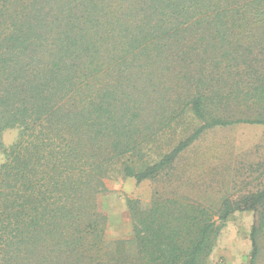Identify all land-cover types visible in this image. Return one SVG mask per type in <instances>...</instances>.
Masks as SVG:
<instances>
[{
  "label": "trees",
  "instance_id": "obj_1",
  "mask_svg": "<svg viewBox=\"0 0 264 264\" xmlns=\"http://www.w3.org/2000/svg\"><path fill=\"white\" fill-rule=\"evenodd\" d=\"M238 125L264 126V0H0V264H209L237 212L260 264L264 186L206 203L179 169ZM116 174L172 189L128 197L131 237L108 240Z\"/></svg>",
  "mask_w": 264,
  "mask_h": 264
},
{
  "label": "rangeland",
  "instance_id": "obj_2",
  "mask_svg": "<svg viewBox=\"0 0 264 264\" xmlns=\"http://www.w3.org/2000/svg\"><path fill=\"white\" fill-rule=\"evenodd\" d=\"M175 130L162 136L164 148L177 143L198 125L188 115ZM18 129H9L3 135L4 145H13ZM184 135V136H183ZM156 154V148L153 150ZM5 155L0 150V165ZM179 169L188 179L183 186L194 198L215 203L225 195L236 196L264 186V126L238 125L206 132L184 153ZM179 170V171H180ZM107 192L98 199L100 209L108 216L107 239L131 237L132 224L126 199H140L146 206L155 189L171 190L168 183L145 181L137 184L132 178L120 174L106 181ZM182 189V190H183ZM254 214L237 212L226 223L209 264H248L252 250L250 233ZM260 264H264L260 261Z\"/></svg>",
  "mask_w": 264,
  "mask_h": 264
}]
</instances>
